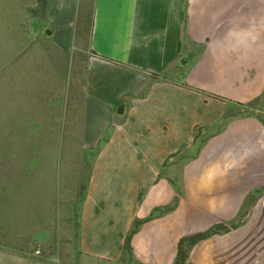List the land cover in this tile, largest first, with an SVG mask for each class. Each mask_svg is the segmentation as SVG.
Segmentation results:
<instances>
[{
	"label": "crops",
	"instance_id": "0c3cea01",
	"mask_svg": "<svg viewBox=\"0 0 264 264\" xmlns=\"http://www.w3.org/2000/svg\"><path fill=\"white\" fill-rule=\"evenodd\" d=\"M254 100L264 115V0H0V234L51 243L68 226L83 258L127 264L135 221L181 186L133 236L139 258L174 264L181 237L210 228L192 227L197 209L246 207L225 196L241 175L209 152L259 118L190 152L229 103ZM214 238L190 264H213Z\"/></svg>",
	"mask_w": 264,
	"mask_h": 264
},
{
	"label": "rangeland",
	"instance_id": "374dc122",
	"mask_svg": "<svg viewBox=\"0 0 264 264\" xmlns=\"http://www.w3.org/2000/svg\"><path fill=\"white\" fill-rule=\"evenodd\" d=\"M84 2L87 9L93 11L94 0H84ZM259 110V100L246 104L229 103L225 117L208 130L201 143L195 145L190 154L200 153L211 137L223 135L233 121L245 118L255 120L256 117L264 123V115ZM209 157L221 158L218 164H223V167L225 169L228 167L230 171L235 167L237 175H241L236 176L235 180L231 179L232 182L229 185L231 194L225 196L233 202L237 192H240L242 199L246 201V207L236 219H227L231 211L214 210V200H211L213 209L204 212L197 209L192 227L210 226L204 232H211L210 237L215 235L211 248L217 245L224 247V252L215 257L213 264H264V204L260 202L264 196V128L255 133L241 135L237 132L233 137L225 136L222 143L209 152ZM203 164L204 162L200 163L199 169ZM77 175L79 171L72 168L67 181L70 183L75 181ZM234 187H236L235 191H233ZM183 190V187L178 186L176 200L171 204L155 206L147 217L135 221L124 242L122 262L151 264L147 262V258H139L134 253L133 236L140 230L143 223L175 209L180 203V197L184 195ZM215 196L216 194H213V197ZM198 204L200 205L201 202H195V205ZM132 230L133 235H131ZM12 246L21 256L18 259L19 264H118L102 258L86 256L83 258L80 253L78 233H74L68 226L64 228L62 239H55L51 243L16 240L9 235L0 234V264H13V257L7 250H3ZM194 246L195 244L188 246L184 250V256L180 254V264H190L188 256ZM176 260L177 257L174 264Z\"/></svg>",
	"mask_w": 264,
	"mask_h": 264
},
{
	"label": "trees",
	"instance_id": "16d2710c",
	"mask_svg": "<svg viewBox=\"0 0 264 264\" xmlns=\"http://www.w3.org/2000/svg\"><path fill=\"white\" fill-rule=\"evenodd\" d=\"M135 230L136 229H134V231ZM131 233H132L131 235L134 234L133 230H132ZM211 234H212L211 232H199V233L192 234V235H189V236L181 237V239L179 241V246H178V256H177V260H176L175 264H180V260H181L180 259V254H183V256H184V250H186V248L188 246H192V245L198 243L201 240L209 238L211 236ZM131 235L129 236L130 238H131Z\"/></svg>",
	"mask_w": 264,
	"mask_h": 264
}]
</instances>
